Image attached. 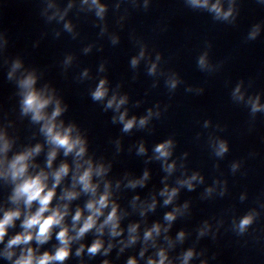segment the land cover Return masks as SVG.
<instances>
[{"label": "clouds", "instance_id": "clouds-1", "mask_svg": "<svg viewBox=\"0 0 264 264\" xmlns=\"http://www.w3.org/2000/svg\"><path fill=\"white\" fill-rule=\"evenodd\" d=\"M87 2V0H85ZM93 4H97L98 0H92ZM185 2L191 5L193 8L205 9L208 13L212 14L215 21L226 22L228 24H234L239 11L237 9V0H226L227 8H225V0H185ZM264 3V0H259ZM105 11L103 6H99L97 15H102ZM66 27H69L66 25ZM261 33V24H254L249 30L246 39L249 41L256 40ZM144 56V51L140 52V57ZM159 59V56H157ZM138 63L137 58H133L131 64L133 67ZM198 67L202 70L207 69V53L201 55L197 61ZM19 61L13 65V72L20 67ZM155 71V65L152 66L150 72ZM12 73H9L11 78ZM106 81L101 80L92 93L93 100H103L107 94V88L105 87ZM36 84V76L33 73H29L23 79L19 81V87L22 90V113L27 115L31 113V119L33 122L39 123L43 121L40 131L45 135L47 143L51 145V149L47 154V167L52 168L53 161L56 159L58 151L63 150L64 156L74 154L75 168L72 174L71 187H66L60 196V200L64 203H59L55 207L52 206V202L56 197V189L60 186L61 182L65 177L69 175L70 166L68 163L63 162L58 168L51 172H47L41 169L35 175L29 174L30 161L38 155L42 146L40 144L35 147L29 148L22 153L16 154L9 161L6 158V154L9 151L11 144L3 136L0 135V177L10 179L15 185L12 191V195L9 197L11 203L14 205L24 206L25 212L23 213V220L21 221L22 231L11 237L7 245L5 246L3 255L11 260L16 255L14 249L21 245H29L30 242L35 240L38 245L47 243L53 234V230L59 228L56 232V240L59 245L55 248L54 252L45 251L40 255L36 254V250L32 247L21 248L20 255L13 261V264H63L71 254V245L74 241L82 240L87 233L95 229L98 234V238L95 239L90 246L87 247V253L91 256H95L101 253L107 255L113 245L108 244V247H104V241L99 237L104 235L105 229L109 230V234L112 237H118L122 235L123 230L120 228V216L118 214V205L110 199L112 193L110 191V183H104V191L97 198V190L99 183L93 182V177L103 178L107 173L108 168L103 164L95 165L91 159H84L86 155V140L82 138L78 133L74 136L73 133L76 131L75 125H69L68 127L63 126V122H57L59 117L65 110L61 106L59 100H55L53 95L46 94L47 89L37 90L34 85ZM177 84L176 80L170 82L171 88H175ZM233 98L242 101L244 95L241 92V84H237L233 93ZM55 103V108L51 114H47L45 109L52 103ZM126 102V98H120L117 100L116 96H113L108 100L106 107L112 108L115 106L118 111L120 106ZM248 104L251 106L252 114L264 111V104L260 103V97L255 98L249 97ZM126 113H121L119 121L123 123V131H130L136 124V118L125 120ZM151 116V112H149ZM147 122V117L139 120L140 126H144ZM172 141H165L164 143L158 144L155 147V152L158 153L157 158H167L170 155V147ZM145 151L143 145L140 146L139 152ZM228 151L227 143L220 141L216 149V155L222 156ZM6 165V167H5ZM173 165H168L167 170L171 171ZM52 178L51 187H49L48 180ZM148 178V173L145 172L141 180L130 181V187H136L137 184L143 185L144 180ZM197 176L193 175L190 180L183 181L189 189H192V180H196ZM79 186V191L77 187ZM211 191V190H209ZM81 193L90 194L91 199L85 204V208L81 209L77 207L74 215H72L71 225L65 223V217L69 215V204L71 201L77 199ZM177 194V189H165L161 192V195H167V199L164 201L165 204H169L172 198ZM138 199V198H137ZM38 205L36 210L33 212V204ZM111 210L105 216L104 210L109 208ZM150 208L155 207V202L149 206ZM85 209L87 215H84ZM47 213V215H46ZM143 214V213H142ZM22 212L19 207L8 209L4 211L2 218H0V243H3L5 236L7 235L8 229L15 227V221L20 219ZM104 217L102 222L100 218ZM167 221L175 219L174 213H167L165 216ZM254 214L244 216L238 224V230L243 233L253 223ZM99 222V223H98ZM138 225H131L128 229L129 239L127 247L130 244H134L137 240L135 233L137 232ZM161 226L159 224L153 225V227L144 233V240L147 241L153 238V234L159 235ZM167 231V229H165ZM74 232L75 234H70ZM203 234V233H202ZM184 233H179V238H183ZM123 244L124 242L121 241ZM85 250V245L81 244L76 249V255L80 256ZM123 251V248H121ZM143 251L141 256H143ZM159 260L154 261L153 259L148 260V264H165L167 255L164 250L159 253ZM193 256V252L189 250L184 255V264ZM103 264H109L107 260ZM127 264H137L134 258H130ZM170 264V262H169Z\"/></svg>", "mask_w": 264, "mask_h": 264}]
</instances>
